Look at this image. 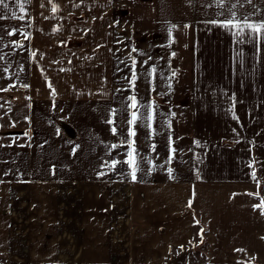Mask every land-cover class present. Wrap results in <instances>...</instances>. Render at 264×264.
Returning <instances> with one entry per match:
<instances>
[{"label":"crops","instance_id":"0c3cea01","mask_svg":"<svg viewBox=\"0 0 264 264\" xmlns=\"http://www.w3.org/2000/svg\"><path fill=\"white\" fill-rule=\"evenodd\" d=\"M100 1L88 7L92 25L105 28ZM132 1L128 26L155 34L145 47L131 43L135 64L119 68L122 83H112L109 50L71 82L20 69L14 54L0 51V258L264 264V215L254 209L264 199V43L252 33L237 40L221 26L233 12L264 21V0H225L224 9L215 0ZM133 94L155 117L152 130L135 128L145 156L135 182L126 164L107 166L125 159L127 147L111 145L128 137ZM169 137L176 151L165 163Z\"/></svg>","mask_w":264,"mask_h":264},{"label":"rangeland","instance_id":"374dc122","mask_svg":"<svg viewBox=\"0 0 264 264\" xmlns=\"http://www.w3.org/2000/svg\"><path fill=\"white\" fill-rule=\"evenodd\" d=\"M4 2L9 7H0V29L4 31L2 36H6L0 37V51L14 54L20 69L28 65L31 69L45 70L44 75L50 80L61 78L63 73L70 82L74 81L76 71L85 78L86 71L96 68L103 52L109 50L112 83H122L124 75H119V68H129L134 62L129 51L131 43L141 44L148 34H155L154 29L128 26L126 9L134 7L132 0H106L109 23L105 28L92 25L91 20L97 17L88 6H93L94 0H29L23 4V10L21 0ZM102 3L101 0V9ZM53 5L57 7L55 13ZM20 16L24 19H19ZM9 32L13 35H8ZM145 43L141 46L145 47ZM147 47L144 54L150 53L149 44ZM160 78L167 79L165 75ZM0 264H5L1 258Z\"/></svg>","mask_w":264,"mask_h":264},{"label":"snow or ice","instance_id":"6c2138e0","mask_svg":"<svg viewBox=\"0 0 264 264\" xmlns=\"http://www.w3.org/2000/svg\"><path fill=\"white\" fill-rule=\"evenodd\" d=\"M29 2V0H21V10H23V4ZM51 2V0H50ZM247 3L251 4L252 0H247ZM215 4L216 7L224 9L225 8V0H215ZM236 5H232L231 7H235ZM0 7L7 9L9 7V5L7 3L4 2V0H0ZM230 10V9H229ZM57 11V7L56 5L52 6V12L55 13ZM0 18H2V16H0ZM19 19L23 20L24 16H20ZM213 24L216 23V21H212ZM222 27L224 28H232L235 29V32L233 33L236 37L237 40H239L240 36H247L248 33H252L255 34L256 39L261 42L264 43V21H261L259 23H251L248 21V18L245 17L242 21L236 18L235 13H232V18L228 19L226 21H224L221 24ZM171 35V33H169ZM8 35H13L12 32H9ZM33 55H35V53H33ZM173 55H175V53H173ZM135 64V61L133 62ZM155 72V69H152L151 73ZM173 75H175V73H173ZM137 79V74L135 72V70H133L132 72V77L131 79H129V84L131 85V87L134 89L135 88V82ZM126 101L128 103H126V107L128 109H130L131 111L129 112V119L127 121L129 128H128V137H126L122 143L120 145L117 144H113L111 145V147L113 149H116L118 147L121 146H126L127 147V151L124 154L125 155V159L123 161H119V160H113L110 164H108L107 166L109 168H116V166L118 164H126L128 166V168L130 169V175L131 178L133 180V182H135L137 180V173L139 171H143L142 168V164L145 162V156L141 155L138 148L136 147V143H135V136H136V131L135 128L139 125V124H143V126H145L146 128H148L149 130H152L153 128V120H154V111L153 108L150 105L144 104L142 103L138 97L136 95H129L126 98ZM140 108H145L148 109L146 112H140ZM116 110H112V115L115 116ZM107 123L109 124H115V121L113 119H109L107 121ZM112 133L113 135H116L118 133V129L117 127H113L112 128ZM170 140V154L168 157V160L165 163H170L173 158H174V153L176 151V149L171 147V137H169ZM152 150L155 151L156 145L152 144ZM150 167L148 168V172L152 171V161L151 160H147L146 161ZM169 177L171 178V172L172 170L169 169ZM253 179L257 180V183L259 184V180L257 179L255 172H253ZM189 206H191V201H189ZM254 209H259L261 211V214L264 215V199L261 200V202L257 205H254ZM202 231V230H201Z\"/></svg>","mask_w":264,"mask_h":264}]
</instances>
